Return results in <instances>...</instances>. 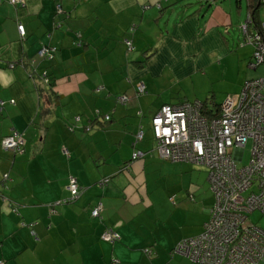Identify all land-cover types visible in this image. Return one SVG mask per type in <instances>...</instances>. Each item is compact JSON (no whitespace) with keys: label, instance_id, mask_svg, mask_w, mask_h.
<instances>
[{"label":"crops","instance_id":"0c3cea01","mask_svg":"<svg viewBox=\"0 0 264 264\" xmlns=\"http://www.w3.org/2000/svg\"><path fill=\"white\" fill-rule=\"evenodd\" d=\"M218 1L0 0V264H196L172 249L201 233L213 194L193 181L195 164L163 159L146 133L135 140L162 105L217 91L226 56L260 67L250 65L255 47L242 44V30L233 34L232 3ZM236 8L242 16V0ZM44 45L57 49L52 60L39 56ZM14 131L22 153L1 145ZM74 176L80 197L57 205ZM98 201L99 218L91 214ZM106 228L121 239H103Z\"/></svg>","mask_w":264,"mask_h":264},{"label":"built area","instance_id":"2783aa9c","mask_svg":"<svg viewBox=\"0 0 264 264\" xmlns=\"http://www.w3.org/2000/svg\"><path fill=\"white\" fill-rule=\"evenodd\" d=\"M10 1L25 5V0ZM57 10L62 11L60 4ZM18 30L25 38L24 24L20 23ZM241 30L242 44L255 47L251 67L264 65V20L256 28L249 13ZM126 43L132 48L131 40ZM54 50L44 45L39 55L52 58ZM138 90L144 92V85L139 84ZM126 100L123 96L120 101ZM203 105L202 100L166 103L152 119L160 156L206 166L215 195L212 217L205 223V231L184 240L177 251L186 250L191 259L203 264H264V228L250 221L249 216L256 210L264 214V74L246 80L241 92L227 95L219 114L207 117ZM136 137L142 140L144 131H139ZM249 143L248 161L240 167ZM2 146L22 153L25 139L14 131L2 139ZM134 156L140 157L142 152L136 151ZM7 178L5 175L4 179ZM78 189L79 183L72 177L68 184L72 197L77 196ZM100 210L101 204L93 209V216H98ZM118 237L112 229L102 234L103 239L111 242Z\"/></svg>","mask_w":264,"mask_h":264},{"label":"rangeland","instance_id":"374dc122","mask_svg":"<svg viewBox=\"0 0 264 264\" xmlns=\"http://www.w3.org/2000/svg\"><path fill=\"white\" fill-rule=\"evenodd\" d=\"M218 2L219 3H224V4H230V3H232V8H233V12H234L233 20L235 22L234 23V27H235L234 28V31H235V33H233V34H234V36H235L236 39H239L240 38V35H241V28L240 27H241L243 21H245V18H246V6H247L246 0H242V8L244 10V14L242 15L243 17L240 16L238 14V12H237L238 11V8H236L237 0H223V1L222 0H219ZM212 9H214V8H210L209 9V13L212 12ZM258 16H259V19H261V20L264 19V5L261 7ZM234 53H237V52L235 51ZM225 59H228L226 61L227 62L226 65L227 66H226V69H225L224 76L222 78H220L216 82V87L218 89H217V91L209 92V94H208V98H210V100H209L208 103L210 105L214 101L216 103H220L224 99L222 95L224 94V89L226 87H230L231 89H233V90H229L233 94L238 93V92H241V89H242L241 88L242 81L245 78H247V79L248 78H254V77H257V76H259V75H261V74L264 73V65H261L257 70H253V69H249L248 66H247V63H244L243 61H240L238 58H234V57H231L230 55H228V56H226ZM246 70H247V72H246ZM215 98H216L217 101L214 100ZM121 99H123V96H121V97L118 98V100H121ZM196 100H199V99H196ZM105 117H107V116H105ZM145 133H146V138H148L149 140L151 139L152 141H154V145H155L156 144V141L154 140L155 138H154V135H153V131H152L151 125L148 126L145 129ZM250 145H251V143H249L248 144V147L246 148L244 161L239 163V166L240 167L243 166L248 161ZM195 165L197 166L198 170L195 171V174L197 176H196V179H195V176H194L193 181H195L197 184H200L201 185L200 188L204 189L207 186H209V182H208V179H207L208 170L206 169L205 166L197 165V164H195ZM71 195H73L72 192H71ZM162 196H163V194L162 193H159V195L158 196L156 195L154 198H156L159 201V200H161V197ZM74 198H76V197H74ZM78 198L79 197H77V199ZM213 199H214V197H213ZM153 211H155V208L151 209L150 212H149V214L153 213ZM163 211H165L166 213L170 212L169 208L166 209L165 207H163V209L161 210L160 213H162ZM251 219L257 225H259V226H261V227L264 228V216L262 215V213L260 211L253 212L251 214ZM249 247H250V249H252L251 246H248L247 248L249 249ZM178 252L181 253V254H183V255H187L186 254V250L185 251H182V252L181 251H178Z\"/></svg>","mask_w":264,"mask_h":264},{"label":"trees","instance_id":"16d2710c","mask_svg":"<svg viewBox=\"0 0 264 264\" xmlns=\"http://www.w3.org/2000/svg\"><path fill=\"white\" fill-rule=\"evenodd\" d=\"M19 5H21V4H19ZM264 5V2H263V0H248V10H249V12L248 13H250L251 14V16H253V18H254V25L256 26V28H260V24L262 23V21L264 20V19H259V16H258V14H259V12H260V9H261V7ZM62 6V5H61ZM62 10H63V8H62ZM59 12V11H58ZM60 12H62V11H60ZM59 12V13H60ZM26 36V35H25ZM52 47V46H51ZM55 48V47H54ZM56 51H57V49L55 48V50L53 51V54H54V56L52 57V58H49V57H47V56H40V57H42V58H45V59H48V60H52L54 57H55V54H56ZM149 53H152V52H149ZM145 62V61H144ZM144 62H140L139 63V66H141L142 67V63H144ZM41 78H42V80H43V82L45 83V84H48V85H53V83H51L52 81H51V78H50V76H49V73H48V71H45L42 75H41ZM137 91H138V93H139V90L137 89ZM145 92V91H144ZM143 93V92H142ZM209 100H210V98H208V99H205L204 101H203V103H204V105H203V113L205 114V115H207V117H213L214 115H217V114H219V111H220V104L221 103H216L215 101L214 102H212V104L210 105L208 102H209ZM119 102H121V103H124V102H122V101H120V100H118ZM215 105V106H214ZM98 113H101V111L99 110L98 111ZM157 113V112H156ZM100 116H101V114H99ZM102 115H103V113H102ZM108 115V118L107 117H104L105 119H106V121H109L110 119H111V115H109V114H106V115H104V116H107ZM152 119H153V117H152ZM77 120H79V119H77ZM152 121V120H151ZM151 127H152V131H153V135H154V138H155V134H154V130H153V122H151ZM69 129L70 130H74V127L72 126V127H70L69 126ZM144 134H145V132H144ZM143 140V139H142ZM142 140H137V138H136V140H135V142L136 143H138V142H140V141H142ZM155 141H156V144H157V139L155 138ZM26 144V143H25ZM156 144H155V147H154V151L160 156V154H159V152H158V150H157V146H156ZM1 145H2V143H1ZM3 147V146H2ZM4 149V148H3ZM68 150V149H67ZM24 151H25V146H24ZM23 151V152H24ZM138 151H141V150H138ZM142 152V151H141ZM14 153V152H13ZM65 155H67L68 157H70V152H69V150H68V153H65ZM135 154H133V158H132V160L134 159V156ZM144 154H143V152H142V156H143ZM141 157V156H140ZM161 157V156H160ZM138 158V157H137ZM163 158V157H162ZM136 159V158H135ZM163 159H165V158H163ZM166 160H168V159H166ZM168 161H171V160H168ZM172 162H174V161H172ZM184 163H188V162H184ZM191 164H193V163H191ZM130 165H131V160H129V161H127L125 164H124V166H123V170H129V167H130ZM202 166H204V165H202ZM206 167V166H205ZM207 168V167H206ZM207 170H208V168H207ZM208 174H209V170H208ZM9 177V176H8ZM75 177V176H74ZM76 179H77V177H75ZM207 179H208V182H209V187H210V190H211V192H212V194H213V197H214V202H215V195H214V193H213V191H212V188H211V183H210V181H209V178H208V176H207ZM3 180H7V179H3ZM109 178H107V177H103L102 179H100L99 181H98V185L100 186V187H104L105 185H107L108 184V182H109ZM4 181V182H5ZM77 181H78V183H79V180L77 179ZM82 191H83V187H82V185L79 183V189H78V193H77V196H76V198H74V197H72L71 196V194L69 193L68 194V196L65 198V200H62L59 204H57V205H65V204H68V203H71V202H73V201H75L76 199H77V197H80V195H81V193H82ZM2 194H1V191H0V196H1ZM1 197H3V201L5 200L4 198V196H1ZM171 199V198H170ZM171 201H173L174 203L176 202L175 201V199H171ZM214 202H213V204H212V207H211V210H212V208H213V206H214ZM101 204V210H100V213H99V215L98 216H94V217H101V213H102V211H103V203L101 202V201H98L97 202V205H95L93 208H92V210H91V214H92V211H93V209L94 208H96L98 205H100ZM56 204L54 205V208H56V206H57ZM11 210H14L15 211V209H14V207H12L11 208ZM17 210V209H16ZM211 210H210V215H209V218H208V220L212 217V212H211ZM256 211H259V210H256ZM261 212V211H260ZM262 213V212H261ZM251 214L252 213H250L249 214V216H250V221H252L253 223H255L252 219H251ZM262 215L264 216V214L262 213ZM92 216H93V214H92ZM208 220H206L205 221V223L208 221ZM205 223H204V226H203V229H202V231H201V233H203L204 231H205ZM256 224V223H255ZM108 229H112L113 231H115V232H117L115 229H113V228H106L105 230H108ZM104 230V231H105ZM103 231V232H104ZM118 233V232H117ZM200 233V234H201ZM119 234V233H118ZM200 234H198V235H200ZM197 235H195V236H193V237H196ZM193 237H189V238H193ZM189 238H186V239H183V240H181L180 242H178L174 247H173V251H172V253H178V254H181V253H179L177 250H178V248H179V245L184 241V240H188ZM121 239V235L119 234V237L118 238H116V240H114V241H118V240H120ZM113 241V242H114ZM145 249V252L149 255V254H152V251H151V249L148 247V248H144ZM184 256H186L187 258H189L190 259V261L191 262H193V263H197V264H203V263H200V262H198V261H195V260H193V259H191L189 256H187V255H184Z\"/></svg>","mask_w":264,"mask_h":264},{"label":"water","instance_id":"95a60500","mask_svg":"<svg viewBox=\"0 0 264 264\" xmlns=\"http://www.w3.org/2000/svg\"><path fill=\"white\" fill-rule=\"evenodd\" d=\"M254 69H256V68H254Z\"/></svg>","mask_w":264,"mask_h":264}]
</instances>
